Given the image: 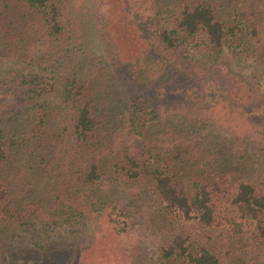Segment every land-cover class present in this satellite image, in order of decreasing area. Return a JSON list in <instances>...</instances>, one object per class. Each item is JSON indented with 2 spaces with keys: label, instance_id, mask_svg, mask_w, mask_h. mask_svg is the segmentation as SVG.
Here are the masks:
<instances>
[{
  "label": "trees",
  "instance_id": "16d2710c",
  "mask_svg": "<svg viewBox=\"0 0 264 264\" xmlns=\"http://www.w3.org/2000/svg\"><path fill=\"white\" fill-rule=\"evenodd\" d=\"M121 2L0 0V264H264V0Z\"/></svg>",
  "mask_w": 264,
  "mask_h": 264
},
{
  "label": "rangeland",
  "instance_id": "374dc122",
  "mask_svg": "<svg viewBox=\"0 0 264 264\" xmlns=\"http://www.w3.org/2000/svg\"><path fill=\"white\" fill-rule=\"evenodd\" d=\"M109 1L111 2L113 16L109 21L108 27L111 31L113 42L117 47L121 59L133 60L134 57L138 55L142 46L144 45V40L139 34L135 23L129 18V14H127L125 10H122L121 0ZM223 57L227 58L230 64L234 68L241 71L249 81L257 84H263V74L258 69L251 66L249 62L250 60L240 61L235 59L234 57L227 55L226 53L223 54ZM217 132L218 134L228 136L224 131L220 132L218 130ZM249 148L250 150H248L247 153L252 158V160H254L257 153V146L250 144ZM37 229L38 232H35L33 236H31L32 238L30 241L39 240V242H45L48 240H55L56 238L62 236H71L72 234V232L69 231L70 229H68L67 227L63 228L62 226H57L54 228L39 226ZM140 238L142 243L148 247V250H146V255L152 257L153 246L151 244L150 239L153 238L148 237L146 235H143ZM30 241H28V239H22V241H18V243L25 244ZM93 251V249H90L88 252L92 253ZM88 252L83 254L82 251H80L79 254L75 256L77 263L84 264L86 262L87 264H90V261L92 257H94V255L88 257ZM71 255H73V253H71Z\"/></svg>",
  "mask_w": 264,
  "mask_h": 264
}]
</instances>
